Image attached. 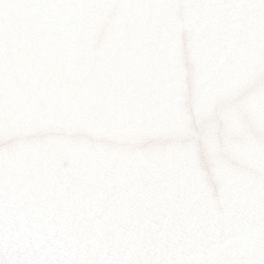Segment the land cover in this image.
<instances>
[{"label": "water", "instance_id": "1", "mask_svg": "<svg viewBox=\"0 0 264 264\" xmlns=\"http://www.w3.org/2000/svg\"><path fill=\"white\" fill-rule=\"evenodd\" d=\"M0 264H264V0H0Z\"/></svg>", "mask_w": 264, "mask_h": 264}]
</instances>
